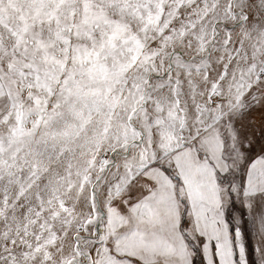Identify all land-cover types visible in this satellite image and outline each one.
I'll return each instance as SVG.
<instances>
[{"label":"snow or ice","instance_id":"obj_1","mask_svg":"<svg viewBox=\"0 0 264 264\" xmlns=\"http://www.w3.org/2000/svg\"><path fill=\"white\" fill-rule=\"evenodd\" d=\"M0 264H264V0H0Z\"/></svg>","mask_w":264,"mask_h":264}]
</instances>
